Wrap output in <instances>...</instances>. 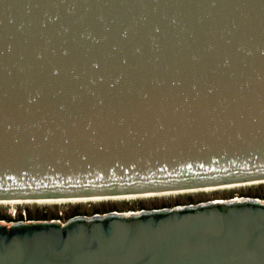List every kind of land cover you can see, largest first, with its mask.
Returning <instances> with one entry per match:
<instances>
[{
  "label": "water",
  "instance_id": "1",
  "mask_svg": "<svg viewBox=\"0 0 264 264\" xmlns=\"http://www.w3.org/2000/svg\"><path fill=\"white\" fill-rule=\"evenodd\" d=\"M264 182V0H0V201ZM0 264H264V199L0 221Z\"/></svg>",
  "mask_w": 264,
  "mask_h": 264
},
{
  "label": "rangeland",
  "instance_id": "2",
  "mask_svg": "<svg viewBox=\"0 0 264 264\" xmlns=\"http://www.w3.org/2000/svg\"><path fill=\"white\" fill-rule=\"evenodd\" d=\"M235 197L264 199V182L235 188L196 191L185 194H171L145 198L99 200L92 202L64 203H22L0 204V221L5 223L27 220H59L65 222L77 215L90 216L106 212H128L141 209L168 208L176 205H189L210 200H226Z\"/></svg>",
  "mask_w": 264,
  "mask_h": 264
},
{
  "label": "bare ground",
  "instance_id": "3",
  "mask_svg": "<svg viewBox=\"0 0 264 264\" xmlns=\"http://www.w3.org/2000/svg\"><path fill=\"white\" fill-rule=\"evenodd\" d=\"M256 183L262 182H254V183H245V184H232V185H224L218 187H211V188H204L199 190H188V191H173V192H159V193H145L139 195H125V196H114V197H90V198H74V199H47V200H10V201H0V204H22V203H64V202H92V201H101V200H121V199H134L135 198H145V197H152V196H161V195H177V194H185L189 192H196V191H214V190H221V189H228V188H235L245 185H251ZM224 200V199H223Z\"/></svg>",
  "mask_w": 264,
  "mask_h": 264
}]
</instances>
